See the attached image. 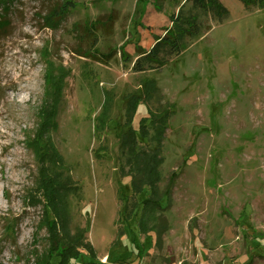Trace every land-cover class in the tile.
Here are the masks:
<instances>
[{"label":"rangeland","instance_id":"rangeland-1","mask_svg":"<svg viewBox=\"0 0 264 264\" xmlns=\"http://www.w3.org/2000/svg\"><path fill=\"white\" fill-rule=\"evenodd\" d=\"M66 1L57 28L43 19L59 0H12L0 28V264L51 250L43 178L69 188L78 264H264V5L219 0L223 23L134 72L185 0ZM50 124L59 166L32 143ZM132 134L156 151L149 184Z\"/></svg>","mask_w":264,"mask_h":264},{"label":"trees","instance_id":"trees-1","mask_svg":"<svg viewBox=\"0 0 264 264\" xmlns=\"http://www.w3.org/2000/svg\"><path fill=\"white\" fill-rule=\"evenodd\" d=\"M12 0H0V28L5 24L7 15V5ZM60 3L55 4L44 16V22L51 28H57L58 23L63 21L65 14L70 10L71 3L66 0H59ZM145 0H139L143 3ZM246 9L262 8L264 0H237ZM228 17L227 10L221 5L219 0H185L176 14L170 19V28L165 36L157 41L148 52H141L137 57L133 71L142 72L145 68L150 67L151 63L160 67L166 58L177 57L183 53L190 44L199 40L208 30L207 22L215 21L223 23ZM7 26V25H6ZM4 26V27H6ZM50 123V120L48 121ZM52 122V120H51ZM151 125L153 123H150ZM52 125L41 126L38 136L34 138L32 143H45L44 148H40V156L46 162L53 166H59L62 161L56 151L53 149L48 139L44 136ZM153 130V129H152ZM154 131V130H153ZM127 150H129L134 158L135 164L133 172L145 178L147 183L155 176L156 171V151L151 155H146L141 149L136 148L133 134L128 137ZM138 150V151H137ZM155 173V174H154ZM146 183V184H147ZM41 188H43L42 196L45 202L46 217L51 216L52 224L49 225V239L51 250L46 255L39 257L34 264H78L80 253L77 246L70 238L64 236L65 229V207L64 198L69 192V188L65 184L54 178H43L41 180ZM154 190V189H153ZM156 200V201H154ZM144 204L147 211H161L163 209L162 200L158 199L153 192ZM159 225V226H158ZM156 238L166 232V228L162 224H156L153 228Z\"/></svg>","mask_w":264,"mask_h":264}]
</instances>
